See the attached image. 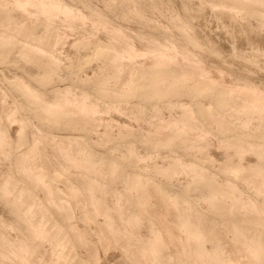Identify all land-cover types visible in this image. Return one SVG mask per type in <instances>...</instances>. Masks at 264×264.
I'll use <instances>...</instances> for the list:
<instances>
[{
	"label": "bare ground",
	"instance_id": "bare-ground-1",
	"mask_svg": "<svg viewBox=\"0 0 264 264\" xmlns=\"http://www.w3.org/2000/svg\"><path fill=\"white\" fill-rule=\"evenodd\" d=\"M96 1L0 0V264H264V78L145 19L160 0ZM196 6L264 24V0Z\"/></svg>",
	"mask_w": 264,
	"mask_h": 264
},
{
	"label": "rangeland",
	"instance_id": "rangeland-1",
	"mask_svg": "<svg viewBox=\"0 0 264 264\" xmlns=\"http://www.w3.org/2000/svg\"><path fill=\"white\" fill-rule=\"evenodd\" d=\"M198 1L199 0L188 1V4L191 7L188 12H186V9L184 7L185 0H160V5H159L160 6V12L153 9L152 1H148L145 3V6H146V8H145V10H146L145 11V19L152 21L153 24H161L162 26H168L169 25V18H170L171 14L176 13V14H180L182 16L187 14L191 17V21H192L193 26H194V31L198 34V36H200L202 38H208L211 41L210 44H213V46H215L222 53L221 56H216V55L215 56L214 55L208 56V61L210 63H221L222 60H224V59L231 60L233 63V67L235 69L241 67L240 71L242 73H247V71H249V68L253 69L254 71H251V72L253 75L255 74L253 78L256 81H259L260 78H264V55L260 60L259 66H253L252 64H250V65L247 64V66H244L243 65L244 59H245L244 57L237 56L235 58H232V55H231L232 54L231 52L233 51L231 49H236V50H238V52H240L241 54H244V55L253 53L254 49L256 47L263 48V50H264V46L262 45V44H264V42H262V41H264L263 40L264 35L262 34V33H264V24H262L261 27L260 26L257 27L256 26V23H257L256 18L250 19V17L244 18V16H242L241 18H238L240 20L239 21L238 19H234L230 14H222V12L220 13V9H219V11H217V10L214 11V9H212V8L210 9V7L208 8L207 6L197 7L196 5L198 4ZM95 4L97 5L98 8H104V3L101 0H97L95 2ZM211 10H213V11H211ZM198 14H199V16H198ZM217 17H219V18H217ZM114 18L116 19V21L123 23L124 26L128 29H130V28L131 29H138V28L142 27L141 22H138V21H135L132 19L126 20L123 18H117L115 16H114ZM220 19H222V20H220ZM230 19H231V21H230ZM243 19H245V20H243ZM249 19H250L249 23L252 27V30L246 29V27H250L249 23L247 22V21H249ZM234 20L236 22H238L239 24H241L242 27H241V25H238V23H236ZM242 21H243V23H242ZM229 23H231V24H229ZM244 25H246V27ZM239 28L241 29L242 32L240 31ZM227 31H228V34H227ZM248 31H249V33H247ZM243 32H244V34H243ZM226 34H227V36H226ZM228 35H230V36H228ZM251 35H252V37H251ZM217 36H218V38H217ZM231 36H233V37H231ZM238 36H240V37H238ZM249 36L252 39V41H251V39H249ZM259 39H261L260 41L262 42V44L261 43L259 44L257 42ZM217 41H218V43H217ZM251 42H254L255 44L251 43ZM258 44H259V46H258ZM254 46H256V47H254ZM239 48H241V49H239ZM83 65L84 66H81L80 68H81V71L83 69V71H84L83 76H84L86 74H88V75L92 74L96 63H94V62L90 63V62L86 61V63ZM226 65L231 66V63H227ZM6 68H7L6 64L0 63V71H3V69H6ZM68 83H69L68 79H63L60 84L66 85ZM20 98H21V100L24 99L23 97H20ZM109 115L108 116L110 118L115 116L117 120H128V117L125 114L120 113V112H115L113 114L109 113ZM138 123L140 124V122H138ZM99 127H101V128H99ZM102 128H105V126L100 125V126L95 128L96 133L93 134L94 141L97 140V137H98L97 133L99 131H101ZM98 129H99V131H98ZM61 132H64V131H61ZM107 147H110V145H108ZM218 150H220V149H218ZM219 153H220V151L217 152V155H218L217 157H220ZM180 180H181V182H184L183 179H180ZM119 259H120V252L118 250H111L106 254H104L102 252L101 264H115V263H117V261Z\"/></svg>",
	"mask_w": 264,
	"mask_h": 264
}]
</instances>
